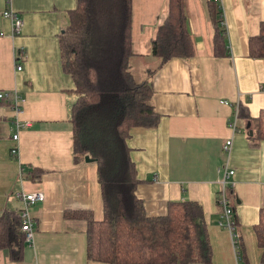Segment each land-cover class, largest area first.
Here are the masks:
<instances>
[{"label":"crops","instance_id":"1","mask_svg":"<svg viewBox=\"0 0 264 264\" xmlns=\"http://www.w3.org/2000/svg\"><path fill=\"white\" fill-rule=\"evenodd\" d=\"M75 3L0 0V92L18 94L19 119L29 121L12 139L11 106L0 100V215L20 209L14 192L43 194L42 201L29 206L32 242H25L22 260L9 262L0 252V264H107L86 259L84 222L63 217L72 210H89L95 220L102 217L95 163H73L71 153L74 84L61 67L58 35ZM217 3L227 53H211L212 29L204 0H185L194 55L159 65L150 55L149 42L166 15L167 0H131L128 71L132 76L134 59L143 63L139 82L151 84L150 101L158 114L154 127H133L126 139L139 180L134 194L149 217L164 215L168 201L197 202L210 264H259L253 226L264 207V140L251 145L246 127L254 132L252 120L264 109V58L249 57L247 42L264 22V0ZM9 7L21 20L18 33L2 14ZM236 104L246 108L250 122L237 117L232 130L228 122ZM226 139L227 153L222 151ZM13 146L16 153L11 155ZM27 168L42 171L39 181L24 179ZM223 168L233 170L225 195L235 219L234 245L228 231L217 224Z\"/></svg>","mask_w":264,"mask_h":264},{"label":"trees","instance_id":"2","mask_svg":"<svg viewBox=\"0 0 264 264\" xmlns=\"http://www.w3.org/2000/svg\"><path fill=\"white\" fill-rule=\"evenodd\" d=\"M211 25V53H227L225 29L217 0H204ZM185 0H167L162 23L150 40V55L159 65L170 58L189 59L194 45L189 34ZM131 0H76L58 35L61 67L73 80L69 110L73 163L87 157L95 163L102 217L89 210L64 211L63 217L84 222L85 257L107 264H210V250L201 208L192 200L168 201L162 216L145 215L134 190L139 182L126 139L133 127L152 128L158 114L147 81L128 71L131 55ZM248 56L264 58V22L247 42ZM237 117L250 122L246 108ZM247 126L251 145L264 140V109ZM251 127V126H250ZM42 171L27 168L24 179L39 181ZM260 262L264 264V207L253 226ZM25 240L17 213L0 215V252L9 262L23 258Z\"/></svg>","mask_w":264,"mask_h":264},{"label":"built area","instance_id":"3","mask_svg":"<svg viewBox=\"0 0 264 264\" xmlns=\"http://www.w3.org/2000/svg\"><path fill=\"white\" fill-rule=\"evenodd\" d=\"M5 1L9 3V0H5ZM2 14L8 17L12 21L13 31L15 33H18L21 26V20L16 16V14L10 9V7L6 8L2 12ZM17 69H20V67L17 66ZM0 100H5L11 106V110L14 116L13 123L15 126V132L11 137L12 139L15 140L17 139V130L29 126L28 120L23 121L19 119V116L22 114V108H21L22 98L15 92H0ZM236 118H237V104L233 106L232 119L229 120L228 122V125L232 130L236 129V125H235ZM229 147H230V140L226 139L222 146V151L227 153L229 151ZM15 153H16V146H13L10 148V154L14 155ZM232 174H233L232 169L223 168V170L221 171V177L219 180L220 189L217 197V205L221 208V215L217 224L228 231L232 243L234 245L235 219H234L232 207L228 204L225 195V187L229 184L230 186L232 185V182L228 180L229 176H231ZM12 197H16L21 203L20 209L18 210V216L20 219V231L23 233L25 242L31 243L32 221L28 210L30 205L43 200V194L39 190L27 191V192L19 191V192H14Z\"/></svg>","mask_w":264,"mask_h":264},{"label":"rangeland","instance_id":"4","mask_svg":"<svg viewBox=\"0 0 264 264\" xmlns=\"http://www.w3.org/2000/svg\"><path fill=\"white\" fill-rule=\"evenodd\" d=\"M144 72L145 70L143 67V63L137 59H134L131 65V73H132L133 79L139 82L143 78Z\"/></svg>","mask_w":264,"mask_h":264},{"label":"water","instance_id":"5","mask_svg":"<svg viewBox=\"0 0 264 264\" xmlns=\"http://www.w3.org/2000/svg\"><path fill=\"white\" fill-rule=\"evenodd\" d=\"M84 161H85V162H89V161H91V159H88L87 157H85V158H84Z\"/></svg>","mask_w":264,"mask_h":264}]
</instances>
